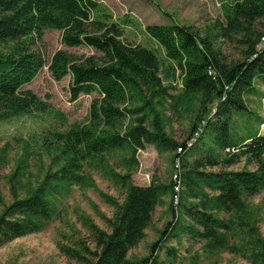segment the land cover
Listing matches in <instances>:
<instances>
[{"label":"trees","instance_id":"obj_1","mask_svg":"<svg viewBox=\"0 0 264 264\" xmlns=\"http://www.w3.org/2000/svg\"><path fill=\"white\" fill-rule=\"evenodd\" d=\"M263 20L264 0H236L223 5V19L202 30L177 21L147 25L146 32L165 51L162 61L154 49L127 42L123 25L98 0H0V119L53 113L47 101L23 88L47 65L37 48L47 29L60 30L68 47L88 46L98 52L79 56L60 49L52 56L49 70L53 78L59 82L71 76L72 100L82 94L97 95L91 102L88 124L55 132L54 141L64 160L56 171L49 170L26 197L18 193L26 161L11 174L13 201L6 204L0 192V247L41 231L55 217L57 196L73 181L85 180L81 173L84 161L99 156L104 159L105 153L128 147L137 163L136 153L147 144L171 151L181 147V156L192 150L206 151L193 167L183 164L184 189L178 194V203H173V182L139 185L128 174L123 178L128 185L123 203L102 194L118 208L113 218L104 217L111 231L88 219L95 249L81 240L77 248L62 245V252L88 264H162L158 253L172 236L187 234L203 240L210 252L231 247L232 222L222 214L243 211L246 200L264 190V135L257 131L238 136L231 128L234 111L253 114L244 96L257 93V77L264 82V30L259 25ZM229 40L243 44L242 60L227 59L220 42ZM175 90L181 93L175 95ZM184 96H196L200 103L192 123L191 144L178 143L167 133L156 106ZM56 114L65 116L59 111ZM150 115L154 119L148 125ZM129 117L134 123L124 127ZM206 131L212 134L210 139L197 143ZM218 149L232 154L221 158ZM5 152L0 154V170ZM242 156L255 161L257 168L206 169L208 164L232 165ZM168 192L173 194L169 203L172 219L152 243L148 257L130 259V249L144 239L156 206ZM246 249L254 264H264L263 239L253 237ZM169 253L177 256L175 248Z\"/></svg>","mask_w":264,"mask_h":264},{"label":"rangeland","instance_id":"obj_2","mask_svg":"<svg viewBox=\"0 0 264 264\" xmlns=\"http://www.w3.org/2000/svg\"><path fill=\"white\" fill-rule=\"evenodd\" d=\"M105 4L114 20L120 22L125 30L124 39L127 42L141 44L154 49L162 61H165L164 49L146 32L150 24H170L173 21L185 23L202 30L217 19H223V5L236 0H98ZM264 30V20L259 23ZM227 59L240 61L243 59V44L237 40L220 42ZM37 48L45 55L47 65L24 89H31L41 99L47 101L53 113L44 115H24L11 119H0V154L5 149L3 166L0 170V192L6 204L13 201L10 176L17 165L25 160L26 172L22 177L19 196L26 197L39 186L49 170L56 171L64 163L60 148L54 141L55 132H66L75 125L89 123L91 102L96 93L82 94L78 100H72L69 91L71 76L56 81L49 70V62L58 50H67L76 55L97 54L92 47H68L62 42V32L57 29H47ZM257 93L244 96L246 105L253 114L234 111L231 116V128L238 136H250L257 131L264 135V82L257 77L254 80ZM180 90L173 91L179 95ZM199 99L183 97L173 100L169 98L157 104L163 128L178 143L192 142V123L199 108ZM56 111L65 116H58ZM251 116V117H249ZM150 115L148 125L153 121ZM134 123L131 117L124 122V127ZM209 130V129H207ZM210 131L201 138L200 144L210 139ZM199 144V145H200ZM213 143H208L209 146ZM207 148V147H205ZM200 150V146L197 147ZM221 158L230 156L232 152L218 149ZM179 154V155H178ZM182 151L161 149L156 144H147L136 153L137 163L133 160V152L125 147L97 157L93 161H84L83 182L70 183L59 194L56 201V215L39 232H34L15 238L0 247V264H88L67 256L61 250L62 245L77 248L79 241H85L91 248L96 244L88 219L102 229L110 232L111 227L105 216L113 218L117 213L116 203H123L127 192L124 176L130 174L131 181L139 185H149L151 181L168 185L174 183L177 160L180 161L181 173L185 168L193 167L196 160L206 155V151L194 150L181 156ZM178 155V156H177ZM26 158V159H25ZM23 164V165H24ZM205 167V166H204ZM254 170L255 161L242 156L236 163L225 166L207 165V170ZM124 178V179H123ZM184 189L181 186V191ZM181 193V192H180ZM179 193V195H180ZM107 194L116 203L102 196ZM172 193H165L156 206L153 218L146 229V236L128 256L132 260L148 257L150 247L159 236L161 230L172 219L169 203ZM173 203L174 196H173ZM3 205L0 204V213ZM223 217L232 222L231 247L225 250L210 252L205 241L195 239L187 234L172 236L163 243L159 251L162 264H254L251 252L246 249L247 242L259 236L264 240V190L246 200L243 211L233 214L223 213ZM175 248L177 256L169 253Z\"/></svg>","mask_w":264,"mask_h":264},{"label":"built area","instance_id":"obj_3","mask_svg":"<svg viewBox=\"0 0 264 264\" xmlns=\"http://www.w3.org/2000/svg\"><path fill=\"white\" fill-rule=\"evenodd\" d=\"M264 39V38H263ZM192 142H189V144H191ZM179 151L182 150L181 147L178 148ZM179 172H181L180 170V161L177 160V164H176V172L173 174V179L175 181V190H176V194H175V203L178 202V197H179V192L181 189V185L179 184V182L181 181V177H179Z\"/></svg>","mask_w":264,"mask_h":264},{"label":"bare ground","instance_id":"obj_4","mask_svg":"<svg viewBox=\"0 0 264 264\" xmlns=\"http://www.w3.org/2000/svg\"><path fill=\"white\" fill-rule=\"evenodd\" d=\"M182 151V150H181ZM180 151V152H181ZM180 168H181V166H180ZM179 177H181V172H179ZM175 182V181H174ZM179 184L181 185V181L179 182ZM181 190V189H180ZM178 203V202H177Z\"/></svg>","mask_w":264,"mask_h":264}]
</instances>
